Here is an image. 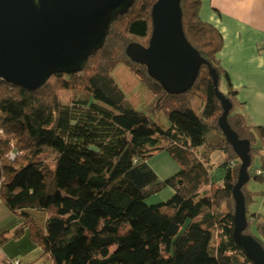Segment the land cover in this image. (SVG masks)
I'll return each instance as SVG.
<instances>
[{"label": "trees", "instance_id": "trees-1", "mask_svg": "<svg viewBox=\"0 0 264 264\" xmlns=\"http://www.w3.org/2000/svg\"><path fill=\"white\" fill-rule=\"evenodd\" d=\"M153 3L134 0L78 72L52 74L36 90L0 79V202L21 219L12 232L0 233V245L27 231L41 251L35 264H254L232 234L240 161L218 127L222 108L209 67L231 103L228 124L249 141L250 164L260 155L259 173L251 175L249 165V179H263L264 125L249 124L236 111L242 104L218 59L222 36L200 18L201 0H180L184 35L206 62L188 90L167 93L127 56L129 43L148 45ZM121 65L153 95L146 112L130 103L114 78ZM159 113L167 129L153 120ZM13 149L20 155L9 159ZM157 150L179 167L163 180L148 165ZM216 151L222 154L219 183L211 178ZM49 154L52 165L41 158ZM245 185L243 233L264 249V213L249 212L253 194ZM164 188L173 191L168 199L146 203ZM29 210L45 215L43 226ZM12 260L18 259L6 264Z\"/></svg>", "mask_w": 264, "mask_h": 264}, {"label": "water", "instance_id": "water-1", "mask_svg": "<svg viewBox=\"0 0 264 264\" xmlns=\"http://www.w3.org/2000/svg\"><path fill=\"white\" fill-rule=\"evenodd\" d=\"M134 0H0V79L36 90L55 73H75L102 47L111 23ZM148 45L129 43L127 56L146 67L149 76L169 94L188 90L206 64L187 41L181 22L180 0H154L150 11ZM213 90L222 113L217 123L240 161L232 188L233 238L254 264H264V249L247 226L241 187L248 182L249 141L239 139L227 122L230 101L218 91L209 67Z\"/></svg>", "mask_w": 264, "mask_h": 264}, {"label": "crops", "instance_id": "crops-1", "mask_svg": "<svg viewBox=\"0 0 264 264\" xmlns=\"http://www.w3.org/2000/svg\"><path fill=\"white\" fill-rule=\"evenodd\" d=\"M199 16L217 28L222 36L218 59L242 104L236 111L243 113L249 124L264 125V0H201ZM214 153L211 154L212 163ZM158 193L160 197L166 196L161 202L173 191L164 188ZM29 213L43 226L46 217L42 212L29 210ZM20 223L21 219L0 202V233H10ZM40 253L26 231L0 245V264H6L9 258H17L22 264H35Z\"/></svg>", "mask_w": 264, "mask_h": 264}, {"label": "rangeland", "instance_id": "rangeland-1", "mask_svg": "<svg viewBox=\"0 0 264 264\" xmlns=\"http://www.w3.org/2000/svg\"><path fill=\"white\" fill-rule=\"evenodd\" d=\"M113 76L116 79L117 83L123 89L124 93L128 97L130 103L137 109L143 112L147 111L148 106L153 102V95L139 82L136 76H134L125 66H118L113 71ZM219 89L221 92L225 91V83L223 80L220 81ZM199 101L195 105V110L198 112ZM153 120L162 128L167 129L169 127V122L167 118L159 113ZM0 123H1V114H0ZM1 133V130H0ZM167 139L161 137L159 146H164L167 144ZM260 143H255V147H259ZM218 152H215L212 161L213 167L211 171V178L214 182L219 183L220 181V172L217 170L216 165L221 160L222 155H217ZM41 158L48 164H53V156L42 155ZM148 165L155 172L159 180H163L175 172L178 171L179 167L175 161L164 151L160 150L155 152L148 159ZM261 158L259 154H255L252 157L251 164L249 167V173L251 175L257 172V169H260ZM262 180H254L250 178L245 185L246 190L252 192L251 202L248 204L249 212H261L264 213V173L262 174ZM204 192H207V187L202 189ZM166 196L160 197L159 193L149 195L145 201L148 204H154L160 201V199H165ZM167 210V209H164ZM252 231L255 232L254 227L252 226Z\"/></svg>", "mask_w": 264, "mask_h": 264}, {"label": "built area", "instance_id": "built-area-1", "mask_svg": "<svg viewBox=\"0 0 264 264\" xmlns=\"http://www.w3.org/2000/svg\"><path fill=\"white\" fill-rule=\"evenodd\" d=\"M20 155V151L13 149L12 151H10L7 156L9 159H14L16 156ZM257 173H259V171H257ZM12 264H18V260H12L11 261Z\"/></svg>", "mask_w": 264, "mask_h": 264}]
</instances>
